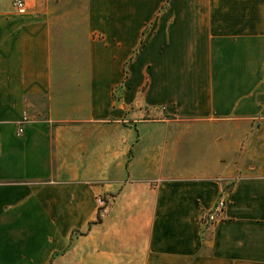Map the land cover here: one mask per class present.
<instances>
[{
    "label": "crops",
    "instance_id": "obj_1",
    "mask_svg": "<svg viewBox=\"0 0 264 264\" xmlns=\"http://www.w3.org/2000/svg\"><path fill=\"white\" fill-rule=\"evenodd\" d=\"M26 2L0 0V264L32 263L10 231L83 225L98 197L112 253L77 264H264L262 5Z\"/></svg>",
    "mask_w": 264,
    "mask_h": 264
},
{
    "label": "rangeland",
    "instance_id": "obj_2",
    "mask_svg": "<svg viewBox=\"0 0 264 264\" xmlns=\"http://www.w3.org/2000/svg\"><path fill=\"white\" fill-rule=\"evenodd\" d=\"M249 2L261 4L264 9V0H232L234 9L235 3L241 5V3L248 4ZM94 204L92 215L89 217L86 215L88 219L85 218L83 225L75 223L76 225L70 229L41 227V229L10 231V239L23 242L26 253H30L31 250L33 255L31 264H77L76 255L88 249L89 253L92 254L93 250L96 249L92 246L98 238L101 240L105 238L103 252L106 255L111 254L110 249L113 248L111 240L116 233L115 227L112 223L104 226L103 221L107 219L108 214H101L96 203ZM73 216L80 217L81 215ZM60 242L64 243L63 248L58 247ZM109 242L110 245L107 247ZM90 264H96L95 257Z\"/></svg>",
    "mask_w": 264,
    "mask_h": 264
},
{
    "label": "built area",
    "instance_id": "obj_3",
    "mask_svg": "<svg viewBox=\"0 0 264 264\" xmlns=\"http://www.w3.org/2000/svg\"><path fill=\"white\" fill-rule=\"evenodd\" d=\"M11 5L14 12L18 15H25L28 12V4L26 0H11ZM31 122V118L24 113L20 120L16 123V135L22 137L24 135V128ZM108 199L103 197L97 198V205L101 214L107 213ZM224 194L217 200L212 209L204 212L200 218L201 230L203 233H209L212 228L224 219L225 210Z\"/></svg>",
    "mask_w": 264,
    "mask_h": 264
}]
</instances>
